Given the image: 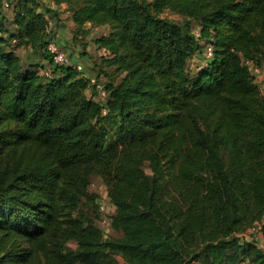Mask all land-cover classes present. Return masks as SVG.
I'll return each mask as SVG.
<instances>
[{
  "label": "trees",
  "instance_id": "obj_1",
  "mask_svg": "<svg viewBox=\"0 0 264 264\" xmlns=\"http://www.w3.org/2000/svg\"><path fill=\"white\" fill-rule=\"evenodd\" d=\"M52 1L74 42L106 29L105 97L52 64L38 0H0V264H264V99L242 64L264 67V0ZM92 177L117 237L78 213Z\"/></svg>",
  "mask_w": 264,
  "mask_h": 264
},
{
  "label": "built area",
  "instance_id": "obj_2",
  "mask_svg": "<svg viewBox=\"0 0 264 264\" xmlns=\"http://www.w3.org/2000/svg\"><path fill=\"white\" fill-rule=\"evenodd\" d=\"M45 10V33L47 35V43L45 50L50 55L52 64L54 65H64V66H72L78 72L83 73L84 68L81 63H73L70 60V55L61 48V46L55 40V25L56 19L53 15L55 11L58 9L57 6L52 0H38ZM2 10L5 12L7 17H10V5L8 2L3 1L1 4ZM48 12L46 13V11ZM197 34L198 32L195 31ZM15 41H13V44ZM211 49L209 47L205 48L206 57H210L212 55ZM243 66L247 69L250 76L253 78V82L257 87L258 96L264 99V67L262 65H258L252 60L249 59H242ZM45 75L49 76V73L46 71ZM91 85L94 86L95 94L92 96L93 101H103L105 97V92L103 90V86L100 82H98L95 77L87 76ZM89 93V92H88ZM90 95V93H89ZM92 187L93 184H90ZM98 212L100 214L99 217V229L102 232L103 237H107L111 233V215L114 212V207L110 203L106 190H102L98 195V202H97ZM259 224L255 223L252 228H250L243 236L246 239H253L254 241L261 242V233L259 231ZM250 232V234H248Z\"/></svg>",
  "mask_w": 264,
  "mask_h": 264
},
{
  "label": "rangeland",
  "instance_id": "obj_3",
  "mask_svg": "<svg viewBox=\"0 0 264 264\" xmlns=\"http://www.w3.org/2000/svg\"><path fill=\"white\" fill-rule=\"evenodd\" d=\"M163 16L174 21V22H180V18L178 16H176L175 14H172L168 11H165L163 13ZM56 28V25H55ZM97 31H91L89 37H87V39H84L81 37V35H77V38L75 39V42H78V44L81 46V41L85 42V44H87L88 42H93V40L99 36L102 35L106 32V29L104 28H100L96 29ZM73 32L71 34H69V39L72 41L74 39V37H72ZM65 48H67V46H65ZM24 51L27 52V50H25V48H22ZM70 49V48H69ZM80 53V51H78ZM81 52L84 53V55H92L90 56L91 58H94V61H92L89 65V62H82L83 68L84 70H86V75L87 76H92L97 78L100 82H104L105 81V77L102 74H100L99 70L100 67H102V65H104L103 61L101 60L103 57L102 52L98 51L97 48H95L94 46H90V51L86 52L84 48H81ZM73 53V52H72ZM36 57H41V55H36ZM70 57V56H69ZM104 69V66H103ZM98 73L100 74L98 76ZM144 171L146 173L149 172L147 166L144 167ZM91 184H93V186L89 187V190L91 193H97L98 195L100 194V192H102V190H104V186L102 184V182L100 181L99 178L97 177H92L91 178ZM79 215L83 216V218H85V220L87 221H92L98 228L100 227L99 225V217L100 214L98 212V207L96 203H92V202H83L82 205L80 206L79 210H78ZM112 233V232H111ZM109 234L107 237H105V239H108L109 237H117L118 234L116 233H112ZM250 234V232L248 233ZM259 246H263V245H259ZM68 249H75L76 245L73 242H69L67 244ZM114 264H126L120 257L115 256L114 258Z\"/></svg>",
  "mask_w": 264,
  "mask_h": 264
},
{
  "label": "crops",
  "instance_id": "obj_4",
  "mask_svg": "<svg viewBox=\"0 0 264 264\" xmlns=\"http://www.w3.org/2000/svg\"><path fill=\"white\" fill-rule=\"evenodd\" d=\"M55 14V19H56V28H55V40L56 42L63 48L68 55H70V60L73 63H81L82 62H89V65L92 61H94V58H91L90 56L92 55H84V53L81 52L82 46L78 44V42L74 43V41L69 39V34H71L74 31L75 24L72 20L71 14L67 12L64 8V6H59L58 9L53 13ZM101 30V27H99ZM99 28H91L89 31H97L96 29ZM89 34L85 37H89ZM106 33V32H105ZM104 33V34H105ZM103 35V34H102ZM100 36V35H99ZM73 37V35H72ZM98 37V36H97ZM67 46V48H65ZM90 46H94V42H88L85 44V51L89 52L90 51ZM70 48V49H69ZM26 51H24L22 48H18L16 51L17 56L19 57L20 61L22 63L26 64H39L40 66L43 67V70L41 73H43L44 69H47L50 66V63L48 60L43 59V57H36V55H41L40 51H32L30 48H25ZM98 50V49H97ZM80 51V53L78 52ZM73 52V53H72ZM88 93V92H87ZM89 94V93H88Z\"/></svg>",
  "mask_w": 264,
  "mask_h": 264
}]
</instances>
